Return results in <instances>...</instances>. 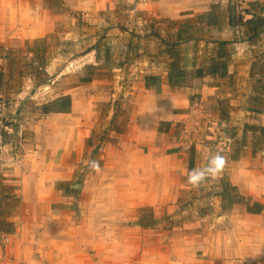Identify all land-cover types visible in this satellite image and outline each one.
<instances>
[{
  "label": "crops",
  "instance_id": "obj_1",
  "mask_svg": "<svg viewBox=\"0 0 264 264\" xmlns=\"http://www.w3.org/2000/svg\"><path fill=\"white\" fill-rule=\"evenodd\" d=\"M63 1L58 12L48 0H0V51L29 48L38 58L35 43L45 46L61 28L71 39L72 29H63L82 27L77 42L113 45L114 66H103V73L115 72L120 82L102 74L85 80L68 94L71 112L50 115L73 125L49 169H60L54 183L72 182L75 193L66 199L79 200L70 205L75 209L49 211L47 221L39 212H0V264H264V112L251 105L253 98L264 100V4ZM4 55L0 98L10 85ZM212 67L224 75H210ZM120 89L129 92L123 94L128 118L113 125L114 111L112 127L105 125L94 182L86 144L97 137L99 107H111ZM225 104L232 109L224 111ZM236 109H245L247 120L238 124ZM41 144L33 146L34 158L16 154L0 167H43ZM216 153L225 158L223 171L199 187L187 184L188 173ZM32 183L40 184L20 181L25 190ZM3 195L0 190V202ZM251 202L263 206L260 215L248 212ZM34 217H40L36 225Z\"/></svg>",
  "mask_w": 264,
  "mask_h": 264
},
{
  "label": "rangeland",
  "instance_id": "obj_2",
  "mask_svg": "<svg viewBox=\"0 0 264 264\" xmlns=\"http://www.w3.org/2000/svg\"><path fill=\"white\" fill-rule=\"evenodd\" d=\"M48 1L49 5L55 4L56 11L62 12L65 6L63 0ZM75 28L68 26L63 29V31L67 32L72 29L73 36L71 39L68 38L67 40L65 36L62 37L61 28L56 31V35H52L45 42V46L41 41L35 43L33 47L38 52V58L29 54V48L16 49L13 52L1 48L0 53L5 54L4 56L10 65V70L7 69L8 74L6 76V80L10 82V85L5 88L2 98H0V164H5L11 156L15 158L16 154L17 157L28 156L29 159L34 158L33 146L35 149L37 142H42L39 150L45 153L44 166H40L36 170L32 169L33 165H35L34 162L24 163L20 168L8 169L0 167V190L4 193L3 201L0 202L1 213L24 211L28 215V213L39 212L43 213L41 221H47L46 215L49 211L53 209H75L74 206L70 205H76L79 200V198L74 199L76 201L66 199L67 194L75 193V190L70 188L71 181L54 183L55 172H59L60 169H49L54 164V152L64 146L63 140L70 136V130L73 127V125L58 124L60 122L58 118H51L52 116L50 115L55 114L53 112L50 113L54 107H52V104L64 97H70L68 94L74 91V88L79 86L81 82L92 78L93 80L97 79L100 74L109 81L120 82V80L115 77V72L110 73L111 70L103 73L106 68L109 69L114 66V64H111L113 45L112 47L108 46L106 42L99 40L96 44L98 47L95 57L93 50H95L96 45L92 44V42L84 43L83 41L77 42V40H74L75 33L81 32L82 30L80 29H83L82 27L79 30ZM16 30H14L13 34L20 36V33L16 34ZM84 49L89 51L87 55H84ZM98 54L100 55V60H98ZM0 68L2 67L0 66ZM2 70L4 72L3 68ZM4 75H6L5 72ZM242 78L243 80L245 79L244 77ZM257 81L262 83L260 79H257ZM105 91L108 92L109 90ZM119 91L116 97H111L112 100H117L111 102V107H108L107 102L102 104L104 108L99 107L100 111L98 116H96L98 127L96 125V130L94 131L97 137H91L90 142L86 144L88 151L92 152V161L95 159L96 162H100L101 152L99 148L106 140V137L102 135L104 133L103 130H106V124H108L107 129L112 127L110 118H112L114 111L118 112L119 120H117L116 124L113 122V125H126L125 120L128 118L127 112L130 110V106L128 99L123 94L124 92L125 94L129 92L123 89ZM55 97L58 98L52 100ZM222 99L224 100V98ZM253 104L254 108H256L255 113L258 114V111L264 112V100L253 98L251 105ZM113 105L115 110L112 109ZM224 107L226 112L232 109L228 104H225ZM244 111L245 109H242V112L236 109L234 118L236 117L238 124L248 118ZM58 114L61 113L55 115ZM65 128L66 130H63ZM68 130L69 132H67ZM46 167L48 168L46 169ZM94 171L97 174L93 173L90 178L94 182H98L101 172L98 170ZM37 178L40 183L37 187L32 183L29 184L26 190L22 188L20 181L24 183L28 179V181L36 183ZM61 187H67L65 190H68V192L60 194L58 190ZM81 191L82 189L78 191L80 195ZM92 199L93 204L101 209V200L97 196ZM33 221L36 225L37 222H40V217H34ZM70 223H72L71 220Z\"/></svg>",
  "mask_w": 264,
  "mask_h": 264
},
{
  "label": "trees",
  "instance_id": "obj_3",
  "mask_svg": "<svg viewBox=\"0 0 264 264\" xmlns=\"http://www.w3.org/2000/svg\"><path fill=\"white\" fill-rule=\"evenodd\" d=\"M212 15H214V14H212ZM255 18H256V17H255ZM253 20H254V19H253ZM251 22H252V21H247V22H244V24L248 25V24H250ZM260 23H261V22L259 21V24H260ZM98 52H99V50H98ZM98 60H100V55H99V54H98ZM175 67H177V66H175ZM180 73H182V72H180ZM178 74H179V73H178ZM210 75H212V76H214V77L217 76V75H221V76H223L224 73H222L221 70L212 67V70L210 71ZM200 77H202V75H200ZM87 81L90 82L91 79H87ZM4 84H5V75H4L3 70L0 68V92H1L2 88L4 87ZM263 88H264V87H263ZM53 106H54V107H53ZM52 107H53V109L50 111V113H51V112H53V113H55V114H57V113H70L71 110H72V100H71L70 97H64V98H62V99H60V100L54 102V103L52 104ZM48 111H49V110H48ZM53 113H52V114H53ZM261 131H262V133L264 134V128L261 129ZM192 159H193V157H192ZM228 192H229V191H228ZM226 193H227V191H226ZM229 193H233V191H230ZM234 196H235V199H236V200H240V202H245V198H244L242 195L236 193ZM247 210H248V212H249L250 214H257V215H260V214L263 212V206H262L261 204H259V203L251 202V203H247Z\"/></svg>",
  "mask_w": 264,
  "mask_h": 264
},
{
  "label": "clouds",
  "instance_id": "obj_4",
  "mask_svg": "<svg viewBox=\"0 0 264 264\" xmlns=\"http://www.w3.org/2000/svg\"><path fill=\"white\" fill-rule=\"evenodd\" d=\"M225 163V158L219 153H216L210 158L205 167L193 169L188 173L187 184L194 188L199 187L207 179L218 176L223 171ZM91 168L93 170H99L98 162H91Z\"/></svg>",
  "mask_w": 264,
  "mask_h": 264
},
{
  "label": "built area",
  "instance_id": "obj_5",
  "mask_svg": "<svg viewBox=\"0 0 264 264\" xmlns=\"http://www.w3.org/2000/svg\"><path fill=\"white\" fill-rule=\"evenodd\" d=\"M242 3H252V4H256V5H262L264 4V0H235Z\"/></svg>",
  "mask_w": 264,
  "mask_h": 264
}]
</instances>
